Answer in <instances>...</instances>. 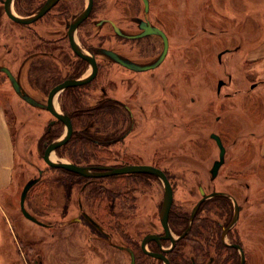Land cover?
I'll return each instance as SVG.
<instances>
[{
  "label": "flooded vegetation",
  "instance_id": "flooded-vegetation-1",
  "mask_svg": "<svg viewBox=\"0 0 264 264\" xmlns=\"http://www.w3.org/2000/svg\"><path fill=\"white\" fill-rule=\"evenodd\" d=\"M43 8L46 10L38 15ZM151 8V0L147 12L144 0H0V23L6 19L14 26V29H3L0 24V73L20 101L31 110H37L38 116L42 112L50 116L37 141L42 159L49 145L69 129L46 108L51 90L65 81L88 79L83 84L69 85L54 96L55 109L70 118L73 130L68 141L52 151L51 158L89 167L98 174L82 175L60 168L65 171L62 177L46 180L50 218L44 221L42 214L30 213L43 223L36 224L52 230L58 225L57 212L62 224L88 227L91 230L89 246L94 255L107 264H117L120 253L126 254L127 264H241L242 252L245 264H259L258 254L249 255L240 238L242 233L236 232L243 209L239 197L226 187L209 189L221 176L226 183L238 180L229 175L231 169L226 159L216 175L213 166L219 154L212 161L207 185L203 182L205 178L198 180L189 175L190 180L186 177L183 193L197 198L192 208L186 210V199L182 204L175 202L177 186L170 173L171 168L183 171L184 167L177 161L179 158L167 157L166 147L148 157L128 156L127 141L134 137L139 118L148 113L147 106L139 103L144 96L142 82L151 86L144 92L150 94L175 68L171 62L167 63L171 37L166 21L156 17ZM9 13L18 20L12 19ZM180 16L179 9L178 18ZM150 26L161 30L169 42L160 63L156 61L163 50V38L156 34L139 36ZM159 40L162 44L158 51L155 41ZM176 53L178 61L174 64L177 63L180 75L179 44ZM2 68L11 72L17 90ZM161 90L165 91L164 85ZM47 166L51 170L59 169ZM127 166H150L168 179L173 193L167 214L168 231L163 216V180L147 172L111 173ZM40 171L42 179L44 170L39 169L38 176ZM150 181L157 184L162 199H156L153 206L147 207ZM57 183L62 189L60 198L52 196ZM244 187L250 188L248 183H244ZM214 192L231 194L239 206L238 219L231 227L235 204L223 196L209 198ZM221 197L228 201L215 200ZM244 199L248 202L249 192ZM149 201L154 202L152 198ZM213 201L227 204L218 208L209 204ZM71 212L73 215L68 219ZM64 219L68 221L63 222ZM225 229L228 230L223 239ZM70 232L67 237L72 235Z\"/></svg>",
  "mask_w": 264,
  "mask_h": 264
},
{
  "label": "rangeland",
  "instance_id": "rangeland-1",
  "mask_svg": "<svg viewBox=\"0 0 264 264\" xmlns=\"http://www.w3.org/2000/svg\"><path fill=\"white\" fill-rule=\"evenodd\" d=\"M151 3L154 15L166 21L171 37L167 63L171 62L175 68L150 94L146 93L151 86L142 82V91L146 93L139 97V103L147 106L148 113L139 118L134 137L127 141L128 156L148 157L166 147L167 157L179 158L178 163L186 169L170 170L177 186L175 202L182 204L186 199L184 207L189 210L197 198L183 193L185 179L191 180L192 175L198 180L205 178L203 182L207 185L208 168L219 154L212 135L218 134L226 148L229 175L238 180L226 183L221 176L209 189L226 187L239 197L243 209L236 232L242 233L239 237L244 240L247 253L258 254L259 264H264V159L259 152V145L264 146V79H261L264 60H250L264 51V0H151ZM177 9L181 10L180 18ZM168 16H171L169 21ZM0 24L3 29H14L6 19ZM159 41H155L158 51L162 44ZM178 44L181 47L180 75L177 63L174 64L178 61L175 58ZM0 108L4 109L13 134L15 159L12 183L0 190V264H107L100 261L89 246L91 230L88 227L62 224L58 212L55 213L58 225L54 230L24 217L20 195L25 183L38 176L39 169L44 170V183L29 192L30 199L25 206L31 213L42 214L46 221L50 218L46 180L62 177L45 164L37 142L50 116L45 112L38 116L37 110H31L20 101L1 73ZM244 183L250 188L246 189ZM150 185L152 197L147 196V207L153 206L156 199H162L157 184L150 181ZM247 192L248 202L244 199ZM52 193L54 197H61L60 183L54 186ZM151 198L153 203L149 201ZM223 204L227 203L213 201L210 205L222 208ZM71 215L73 212L68 219ZM70 231L73 233L67 237ZM117 264H127L126 254L118 255Z\"/></svg>",
  "mask_w": 264,
  "mask_h": 264
},
{
  "label": "water",
  "instance_id": "water-1",
  "mask_svg": "<svg viewBox=\"0 0 264 264\" xmlns=\"http://www.w3.org/2000/svg\"><path fill=\"white\" fill-rule=\"evenodd\" d=\"M144 3H145L146 12H147L149 9V0H144ZM45 10H46V8H43V10L38 13V15L42 14ZM9 14L12 17V19H14V20L17 19L15 15H12L11 13H9ZM34 17H36V16H34ZM148 34H156V35H159L163 38V42H164L163 50H162V53L160 54V56L158 57V59L156 61V63H160L161 61H163V59L165 58V55L168 51L169 42H168L167 36L158 28H153L151 26L149 28H146V31L139 36H144V35H148ZM2 69L4 71H6L7 75L9 76V78L11 80L13 87H15V89L17 90L16 82H15L14 77L11 74V72L6 68H2ZM87 81H88V79L81 80V81H77V80L65 81L64 83L54 87L51 90L49 100H48V105L46 106V108L48 110H50L54 116H56L58 119L62 120L69 129H67V132L63 137L57 139L55 142H53L49 145V147L44 152L43 159L47 165H49L50 167H53V168H63V169L69 170L71 172L82 174V175H94V174H98V173L93 172L91 170V168H89V167L77 166V165L69 163V162L55 161L51 158L52 151L55 150L57 147H60L61 145L66 143L68 141L71 133H72V130H73V129H71L72 124H71L70 118H68L67 116H65L64 114L60 113L59 111H57L55 109L54 103H53L54 96L69 85H79V84H83ZM221 84H222V81H220V83H219L220 87H221ZM29 102H32V101L30 100ZM212 138L216 141V143L219 147V159L215 161L214 166H213V174L216 175L218 172V169L220 168V166L223 164V162L225 160L226 148L223 145L221 137L218 134L214 133L212 135ZM127 172L152 173V174H156L157 176H159L163 180V182L165 184V200H164V207H163V216H164V224L166 226V230L168 231L167 214H168V211H169L171 204H172V201H173V193H172L171 185H170L168 179L166 178V176L161 171H159L155 168H152L150 166H127V167H124L122 169H115L111 173H127ZM41 174H42V172L40 171V175L38 177H33V178L29 179L25 183V185L23 186V189H22V192L20 195V209H21L22 214L24 215L25 218H27L31 222L38 223V224H43V223H41L35 216H33L27 210L25 203H26V198H27V195H28L30 189L40 181ZM214 196H223V197H227V198H230L233 200V202L235 204V213H234L231 225H230V227H231L237 221L238 216H239V206H238L235 198L231 194L226 193V192H214L211 195H209V198L214 197ZM199 204H200V202L198 203L197 206H199ZM197 206H196V208H197ZM196 208L194 209V211L192 213L191 220L193 219V217L195 215ZM227 230L228 229L223 230V234H222L223 239L225 238V234H226ZM185 234L186 233H184L182 235V237L185 236ZM241 264H245V256H244L243 252H242V257H241Z\"/></svg>",
  "mask_w": 264,
  "mask_h": 264
},
{
  "label": "crops",
  "instance_id": "crops-1",
  "mask_svg": "<svg viewBox=\"0 0 264 264\" xmlns=\"http://www.w3.org/2000/svg\"><path fill=\"white\" fill-rule=\"evenodd\" d=\"M250 60L262 62L264 60V51ZM261 79H264V77ZM0 133L2 134V141L0 142V190H4L12 183L11 173L14 169L15 159L14 138L3 108H0ZM259 152L262 159H264V146L262 144L259 145Z\"/></svg>",
  "mask_w": 264,
  "mask_h": 264
},
{
  "label": "trees",
  "instance_id": "trees-1",
  "mask_svg": "<svg viewBox=\"0 0 264 264\" xmlns=\"http://www.w3.org/2000/svg\"><path fill=\"white\" fill-rule=\"evenodd\" d=\"M218 7V6H217ZM55 171H58L59 172V174H64L65 173V171L64 170H62V169H54ZM44 179L42 178L36 185H34L31 189H30V191L29 192H33V190H35L38 186H40L41 184H43L44 182ZM30 197V195H29V193H28V195H27V198H26V201L28 200V199H30L29 198ZM215 200H223V201H228L227 199H225V198H217V199H215ZM216 202V201H215ZM209 204H211V205H213V202H211V203H209Z\"/></svg>",
  "mask_w": 264,
  "mask_h": 264
}]
</instances>
